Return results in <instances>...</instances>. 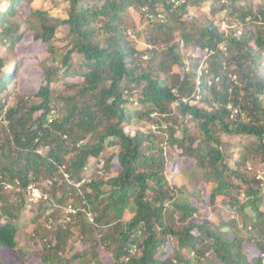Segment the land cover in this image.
<instances>
[{
  "label": "trees",
  "instance_id": "1",
  "mask_svg": "<svg viewBox=\"0 0 264 264\" xmlns=\"http://www.w3.org/2000/svg\"><path fill=\"white\" fill-rule=\"evenodd\" d=\"M34 1L0 11V264H264V0Z\"/></svg>",
  "mask_w": 264,
  "mask_h": 264
},
{
  "label": "rangeland",
  "instance_id": "2",
  "mask_svg": "<svg viewBox=\"0 0 264 264\" xmlns=\"http://www.w3.org/2000/svg\"><path fill=\"white\" fill-rule=\"evenodd\" d=\"M3 1L4 0H0V11L4 10V8H5V4H3ZM34 6H42L44 9H46V8L50 7V1L45 2L44 0H35ZM209 6L210 5H208L207 3H203L201 7L195 6L191 9V14L195 15V14H198L200 11H201V13L205 14L209 10ZM51 12L55 15L57 14L60 17H66V13L64 11V4L63 3H59L58 5H56L55 8L51 9ZM163 16H164V14L159 15L160 18H163ZM127 20L131 24L138 26V29H143L145 27V24L147 23V21L144 20L143 18L141 20V15L139 13L135 12L134 9L129 10ZM221 27L225 28L226 23H222ZM129 31H131V33L134 34L132 30H129ZM127 35H128V33H127ZM134 36H135V38H133L132 36L131 37L129 36V37L131 39H136L135 34H134ZM23 37H25V36H23ZM30 38H31V36H30ZM29 41L30 40L27 39L26 43H29ZM31 41H32V39H31ZM179 43L181 46V50L185 56L187 54H191L194 56H198V55L203 56V52H199L197 49H193V48L184 49L183 48L184 45L182 44V42L180 41ZM139 45H143V43L139 42ZM26 46L39 48V50H35V52H37L35 57L28 58L30 60L28 62H26L23 66L24 71H26V76H24V79L21 82H22L23 86L25 85L27 90L28 89L31 90L40 84V80H41L40 74H41V71L43 70L42 67L51 65L52 55L49 54V51L47 50L46 45L42 44L40 42H33L32 41L30 45L26 44ZM203 58L205 59V56H203L202 59ZM201 61L202 60H200L199 62L201 63ZM28 63H32V65H30L29 67H26V64H28ZM185 64H186V68H185L186 71H189L191 68V64L187 61V59H185ZM206 67H207V64L204 63L203 65L200 64V66L198 68V76L196 77V89H197L198 93L201 90V87L199 84L200 83L199 76L201 75V71ZM8 68H9V66L6 67L7 70H8ZM179 70H181V68H179ZM28 72L30 73V75ZM199 97H200V94H198L196 101H198ZM11 99L13 100L14 97L12 96ZM141 127H142L141 124H137L134 126V128H141ZM130 128L131 127H127V130H129ZM145 128L146 127H143V129H145ZM110 150H111V148L108 149V151H110ZM186 164H187V162H186ZM94 165H96V163L93 159H91L89 166H88V170H87L88 173H90L92 171ZM261 174H262V172L258 171V176H260ZM6 188L8 190H5V194H6V196L10 197V195L12 194V191H13L11 189L12 186H6ZM26 196H27V200L29 201V204H32V206L38 205L40 203H46V196L41 193L40 189L35 188L33 186L31 187L30 191H28ZM66 212L67 213L71 212L70 206L66 209ZM17 241L19 243V246L24 248L27 252H33L37 248V245L31 243L30 238H29V234L26 231H22L21 233H18ZM36 251L39 252L38 249ZM102 255L103 256H102L101 260L104 261L108 258L107 253H104Z\"/></svg>",
  "mask_w": 264,
  "mask_h": 264
},
{
  "label": "clouds",
  "instance_id": "3",
  "mask_svg": "<svg viewBox=\"0 0 264 264\" xmlns=\"http://www.w3.org/2000/svg\"><path fill=\"white\" fill-rule=\"evenodd\" d=\"M128 31H129V30H128ZM128 31H127V33H128ZM183 45H184V44H183ZM204 60H205V59H202V61H201V65H203V64L205 63ZM187 61H188V60H187ZM185 68H186V64H185ZM206 68H207V67H206ZM206 68H204V69L201 71V75H202L203 72H204V73L206 72ZM199 77H200V76H199ZM199 79H200V78H199ZM200 83H201V80H200ZM200 83H199V84H200ZM197 96H198V95H197Z\"/></svg>",
  "mask_w": 264,
  "mask_h": 264
},
{
  "label": "built area",
  "instance_id": "4",
  "mask_svg": "<svg viewBox=\"0 0 264 264\" xmlns=\"http://www.w3.org/2000/svg\"><path fill=\"white\" fill-rule=\"evenodd\" d=\"M128 35H129L130 37L132 36L133 38H135L134 34H132L131 31H128ZM181 42H182V41H181ZM182 44H183V42H182Z\"/></svg>",
  "mask_w": 264,
  "mask_h": 264
}]
</instances>
